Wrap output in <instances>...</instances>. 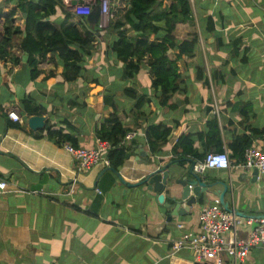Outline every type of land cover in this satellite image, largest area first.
Masks as SVG:
<instances>
[{
  "label": "crops",
  "instance_id": "obj_1",
  "mask_svg": "<svg viewBox=\"0 0 264 264\" xmlns=\"http://www.w3.org/2000/svg\"><path fill=\"white\" fill-rule=\"evenodd\" d=\"M189 3L190 25L182 33H196L197 43L193 58L182 55L177 61L179 90L170 98L174 108L158 102L148 57L137 74L126 75L125 64L110 51L107 31L97 34L85 69L69 76H64L57 58L55 67L42 66L51 77L44 79L42 73L33 81L24 56L16 53L18 64L0 61V176L10 188L0 194V264H194L192 252L170 250V243L181 235L176 224L197 232L201 206L215 199L212 191L222 186L204 193L202 203L186 216L167 222L165 209L146 185L126 184L135 185L169 165L177 177H170L161 193L167 198L168 187L182 176L190 178L193 162L209 152H227L231 164L228 170H207L203 181L225 183L224 200L231 208L247 216L264 215V174L254 177V169H243L239 157L240 141L256 147L264 138V0ZM62 20L58 10L51 21L59 28ZM197 67L203 79H196ZM129 91L143 98L139 108ZM23 97L31 98L36 115L23 113ZM8 109L18 110L19 128L7 127ZM112 114L123 130L135 133L131 156L117 170L120 178L105 167L77 176L59 139L49 138L44 129L85 147L93 144ZM32 116L45 118L40 137L39 131L28 128ZM152 126L171 129L167 143H158L155 154L144 139ZM182 136L189 139L192 152L180 158L182 163L173 162L180 157L174 160L173 149ZM139 148L147 156L137 158ZM251 228L241 225L237 239H246ZM222 260L232 264L224 253ZM238 264H264L262 251L252 248Z\"/></svg>",
  "mask_w": 264,
  "mask_h": 264
},
{
  "label": "trees",
  "instance_id": "obj_2",
  "mask_svg": "<svg viewBox=\"0 0 264 264\" xmlns=\"http://www.w3.org/2000/svg\"><path fill=\"white\" fill-rule=\"evenodd\" d=\"M3 4L14 7L4 12L0 6V61L18 64L20 56L16 53L24 56L31 67L32 81L42 73L45 75L44 79L51 77L52 72L45 71L42 66L52 64L55 67L56 58L63 67L64 76L85 69L95 48L93 43L97 40V33L101 32L97 27L87 29L82 23V17L78 22H73L70 13L61 8L60 0H4ZM58 10L62 12L63 20L60 27L55 28L51 20ZM17 11L22 15V25L15 22ZM190 15L189 0H118L115 18L108 27L114 33L111 36L110 51L116 60L125 64L127 76L137 74L141 62L148 57V67L153 77L151 86L158 92L161 106L174 108L170 104V98L179 90L177 61L182 55L189 59L195 55L197 34L193 32L183 36L182 33L190 25ZM150 37H153L152 41ZM173 51L178 52L175 57L172 55ZM196 79H203L199 67ZM211 82L216 85V75L211 77ZM127 93L137 100V108L144 102L134 92ZM21 109L27 116L38 112V108L32 107L30 97L21 99ZM6 119L7 127L19 128L20 123L12 122L7 117ZM44 131H47L51 139L56 136L59 139L58 145L69 144L78 148L68 137L51 132L49 128ZM44 131L37 132V137ZM128 133L123 130L118 116L112 114L104 121L96 136L112 146L107 158L113 171L122 166L126 153L131 150L130 145L126 148L116 147ZM170 134L171 129H160L158 126L147 128L144 139L149 151L155 154L159 150L158 143H167ZM240 143L239 157L243 158L248 146L242 141ZM173 150L177 156L174 160L180 156L178 161L173 162L182 163L180 158L192 152L189 139L186 136L180 137Z\"/></svg>",
  "mask_w": 264,
  "mask_h": 264
},
{
  "label": "built area",
  "instance_id": "obj_3",
  "mask_svg": "<svg viewBox=\"0 0 264 264\" xmlns=\"http://www.w3.org/2000/svg\"><path fill=\"white\" fill-rule=\"evenodd\" d=\"M2 1L0 0V4ZM60 6L70 13L73 22H78L82 17V23L87 29L95 26L103 31L115 18L118 0H60ZM93 13L98 16L94 25L87 20V17ZM5 115L10 121L21 123L18 110L8 109ZM134 137V132L128 133L116 147H128ZM62 148L70 155L77 176L91 172L97 167L110 168L107 153L112 146L108 142L95 138L93 144L85 147L74 148L69 144H63ZM243 160V169H256L257 173L264 174V138L260 146H249L245 149ZM230 164L227 152H209L202 160H195L191 167L194 173L201 176L207 170H228ZM74 185L75 183L71 184L69 192ZM9 191L7 181L0 178V194ZM198 222L197 232L186 231L183 223L176 224L181 235L170 243L173 254L187 250L192 252L194 262L197 264H223L224 253L231 259L232 264H238L245 261L252 248L257 247L262 251L264 258V218L236 216L223 210L219 200L215 198L201 206ZM243 224L252 228L246 239H237V229Z\"/></svg>",
  "mask_w": 264,
  "mask_h": 264
},
{
  "label": "water",
  "instance_id": "obj_4",
  "mask_svg": "<svg viewBox=\"0 0 264 264\" xmlns=\"http://www.w3.org/2000/svg\"><path fill=\"white\" fill-rule=\"evenodd\" d=\"M97 18L98 16L96 15V13H93L91 14V16L87 17V20L90 24L94 25L97 21ZM44 121V117L32 116L27 120V125L28 128L32 131H39L44 128ZM130 156L131 152L128 151L125 158L128 159ZM136 156L137 158L145 157L147 156V154L143 152L142 148H139ZM145 162L146 164H149V160H146ZM108 170L114 172V174H116L118 178H120L117 174V171H113L111 168H105L104 171ZM187 173L189 174L190 178L182 176L176 179L173 184L168 187L167 198L161 196V193L165 190L168 179L170 177H177L173 174L172 171H169V165L158 167L154 171L144 175L137 184H126V187L135 188L146 185L147 190L154 194L155 203L162 205V207L165 209V217L167 222L176 220L180 216H186L190 212L192 206L199 203L202 195L212 189L216 184H220L222 186V189L212 191V195L219 200L223 210L243 218H264L263 214H258L257 216H247L242 212L231 208L229 204L224 200V196L228 191V186L225 185V183L203 181V177L194 173L192 167L189 168V171ZM253 176H257L256 169L253 170ZM164 199L165 203H163Z\"/></svg>",
  "mask_w": 264,
  "mask_h": 264
},
{
  "label": "rangeland",
  "instance_id": "obj_5",
  "mask_svg": "<svg viewBox=\"0 0 264 264\" xmlns=\"http://www.w3.org/2000/svg\"><path fill=\"white\" fill-rule=\"evenodd\" d=\"M1 7H2V9H4L3 11L4 12H8L11 8H7V6H5V4H3V2L1 3V5H0ZM20 11H17V13H16V15H15V22H16V24H21L22 23V21H21V17H20ZM103 31H107L106 32V35H110V36H113L114 35V33L108 28V29H106V30H103Z\"/></svg>",
  "mask_w": 264,
  "mask_h": 264
}]
</instances>
